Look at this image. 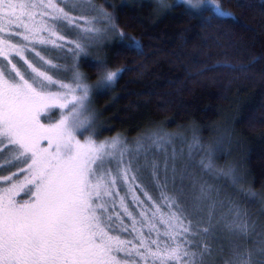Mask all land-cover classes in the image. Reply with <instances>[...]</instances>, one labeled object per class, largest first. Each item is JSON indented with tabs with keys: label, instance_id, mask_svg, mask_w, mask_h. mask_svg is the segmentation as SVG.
Segmentation results:
<instances>
[{
	"label": "snow or ice",
	"instance_id": "snow-or-ice-1",
	"mask_svg": "<svg viewBox=\"0 0 264 264\" xmlns=\"http://www.w3.org/2000/svg\"><path fill=\"white\" fill-rule=\"evenodd\" d=\"M207 2L216 16L233 15L219 0ZM183 3L198 9L205 0ZM175 6L157 2L161 11ZM88 13H95L93 20L103 18L104 27H78ZM67 25L78 36L69 41L72 62L62 68L42 50L65 41L59 29ZM13 26L20 39L0 36V172L16 168L0 174V264H264V231L251 245L244 242L256 227L246 210L232 204L215 219L206 211L216 203L210 185L174 162L170 166L167 158L163 166L149 158L146 144L166 145L173 133L156 126L141 134L134 148L119 135L99 139L92 96L109 89L125 69L110 68L98 53L92 82L79 57L100 46L96 37L124 36L113 12L91 0H0V33ZM31 54L43 64L38 66ZM61 70L68 73L66 80L50 74ZM54 111L59 112L55 119ZM193 141L204 149L203 169L236 179L232 166L216 167V144L205 146L195 136ZM145 179L164 188L171 182V190L161 194L167 211ZM129 195L135 209L129 207ZM221 222L227 251L212 244Z\"/></svg>",
	"mask_w": 264,
	"mask_h": 264
},
{
	"label": "trees",
	"instance_id": "trees-1",
	"mask_svg": "<svg viewBox=\"0 0 264 264\" xmlns=\"http://www.w3.org/2000/svg\"><path fill=\"white\" fill-rule=\"evenodd\" d=\"M220 2L232 16L175 2L157 13L146 0H93L114 13L124 33L100 55L110 68L125 70L109 89L94 93L91 103L101 126L99 139H130L159 126L220 145L219 163L236 160L244 188L240 198L261 212L258 225L264 230V0ZM58 50L69 54L67 48L46 53L63 68L72 60L59 59ZM94 57H79L92 82ZM58 72L53 73L67 79L68 73ZM9 171L15 167L0 174Z\"/></svg>",
	"mask_w": 264,
	"mask_h": 264
},
{
	"label": "rangeland",
	"instance_id": "rangeland-1",
	"mask_svg": "<svg viewBox=\"0 0 264 264\" xmlns=\"http://www.w3.org/2000/svg\"><path fill=\"white\" fill-rule=\"evenodd\" d=\"M126 1H133V0H126ZM146 1H150L155 6L157 13H161L162 11H164V10L161 11V10L157 9L158 0H146ZM91 2L93 3V0H91ZM168 2L170 4L174 3V2L183 4L184 6H186L187 8H189L192 11H198L199 12L203 9L208 8V9H211L212 11L215 12L214 6L211 3L207 2V0H205V3L203 5H201V7L198 9L190 8L188 5L183 3V0H168ZM219 2H220V0H219ZM73 15L78 17L80 15V13L74 12ZM94 15H95V13H88L87 14L88 19L87 20H78L77 26L80 27L81 29H87V30H91L93 28L102 29L104 27V24H105L103 18L97 17L95 20H93L92 16H94ZM14 29H15V26H13L12 29L5 31L4 33H0V36H3L6 39L11 37L13 42H15L17 39H20V38L16 37L14 35ZM59 31H60V34L65 35L67 37V39L65 41H57L58 46L49 44L46 46L47 49L48 48H58V49L62 50L64 48L69 49L70 47H72V45L69 43V41L74 39V38H77L78 33H77L76 28H74L73 25H67L66 27L60 28ZM114 37H115V35L111 34V33H109L107 35L106 39H100L99 37H96V41L100 46L97 47V46L93 45L90 49V55L96 56L98 53L100 54L102 51V48L106 44L110 43L114 39ZM81 40H82V43H85V44L88 43V38L86 36L81 37ZM57 52H58V54H56V55L61 60L64 59V61L65 60L69 61L68 58L69 57L71 58V56L64 51L58 50ZM42 55H44L46 57V59L51 60V57L47 55L46 51L42 50ZM30 58L35 59L38 62V66L43 64V62H40L38 60V58H36L34 56V54H31ZM53 63L56 64L54 61H53ZM44 67L47 68L48 66L45 65ZM50 74L54 75L53 72H50ZM58 74L64 75L65 72L62 70V71H59ZM54 78L62 79L56 75H54ZM53 90H55V88ZM91 107L93 108L92 103H91ZM57 114L59 115L58 111H54L52 113L53 119H55L54 115H57ZM171 133H173L171 141L166 145L156 146V145L146 144V147L148 149L149 158L150 159L155 158L156 160L160 161L161 166H163V161L167 158L170 166L174 162L176 167L178 169L183 168L188 173L189 177H194L197 181L206 182L208 185H210L212 190H213V197H214V200L216 201V203L214 204V206L206 209V211L212 212L214 214L215 219H219L222 213H226L227 209L232 204L239 205V207L242 210H246L247 213L249 214L250 223L254 222L256 227H255V233H253L248 238H246V240L244 242L248 245H251L253 241H257L259 239V234L262 231H264V230H261L259 225H258V221H261L260 220L261 212L254 211L252 206H249V204L247 202L242 201V199L240 198L239 193L243 192L244 188L241 184L242 183V176L240 174L241 171L236 164V160H235V163H233L231 161L229 163H225V164L221 165L219 163V155L222 152V147L220 145H217L216 151L214 153V160L216 163V167L227 169L228 166H232L235 169L236 179L234 180L232 176L221 175L215 171L210 172L206 169H203L200 165L201 158L204 155V149L201 148L200 146H198L193 141L194 135L189 134L185 131H177V132H171ZM140 136H141V134L139 136L134 137V138L128 139L125 137H121V139L127 143V146L129 148H134L135 142ZM107 138H109V137H107ZM104 139L105 138L100 139V140H104ZM201 144H203L205 146L208 145V144H204L202 142H201ZM190 145H191V147H190ZM142 160H143V152H141V162H142ZM15 171H16V168H15ZM17 175L19 176L20 174L17 173ZM145 175H147V173ZM145 183H149V181L147 179H145ZM177 183H179V181H177ZM188 187H189V183H188V179L186 178V180H185L186 190L188 189ZM149 188H150V192L153 195V197L156 198L158 200V202L162 206H164L165 211H167L166 202L163 200L161 194L167 193L169 190H171V188H172L171 182H169L167 188L155 186V185H152L149 183ZM125 191H126L125 189L121 188L120 189V195H124ZM137 194L141 195V198L143 199L142 194H140L139 192ZM21 195L23 196V194H21ZM251 198L255 199V198H258V196L252 195ZM127 201L129 203V207L132 209H135V205L131 203V196L130 195L127 197ZM260 205H261V202H260ZM263 210H264V205H263ZM116 211L117 212L121 211L118 203H117ZM144 231L147 232V229L145 228ZM160 231H161L160 239H161V243H163L165 240V237L163 236V227L162 226L160 227ZM153 235L155 236V233H153ZM225 237H226V232L223 229V222H221V224L217 225L216 238H215V240H217L219 243H216L215 245H213V247L218 248L220 246H224L225 251H227V240L225 239Z\"/></svg>",
	"mask_w": 264,
	"mask_h": 264
}]
</instances>
